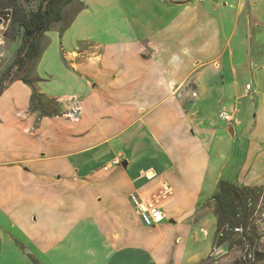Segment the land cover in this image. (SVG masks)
<instances>
[{"label": "crops", "instance_id": "1", "mask_svg": "<svg viewBox=\"0 0 264 264\" xmlns=\"http://www.w3.org/2000/svg\"><path fill=\"white\" fill-rule=\"evenodd\" d=\"M88 2L41 36L48 43L27 78L46 115L31 110L21 80L0 92V264L13 255L39 264L198 262L206 253L185 250L209 236L210 223L211 244L218 181L264 186V0H102L99 10ZM94 13L74 38L81 15ZM86 45L98 57L71 67ZM47 48L70 78L63 89L47 86ZM71 97L81 106L74 122L61 115ZM244 127V155L224 178ZM162 183L172 190L164 219L144 226L128 196Z\"/></svg>", "mask_w": 264, "mask_h": 264}, {"label": "trees", "instance_id": "2", "mask_svg": "<svg viewBox=\"0 0 264 264\" xmlns=\"http://www.w3.org/2000/svg\"><path fill=\"white\" fill-rule=\"evenodd\" d=\"M72 0H38L30 13L22 11L18 0H7L1 8L10 9V24L23 27L17 60L0 77V92L12 81L21 80L31 88L30 107L40 115H46L44 103L31 86L26 71L40 55V38L52 23L61 22L62 8ZM215 230L212 246L228 250L239 244L242 255L234 264H264V248L259 249L260 234L254 222L256 215L264 214V186H244L220 179L211 196ZM239 228V231H235ZM236 239V240H235ZM247 246L250 256L243 251ZM35 264H39L36 260Z\"/></svg>", "mask_w": 264, "mask_h": 264}, {"label": "rangeland", "instance_id": "3", "mask_svg": "<svg viewBox=\"0 0 264 264\" xmlns=\"http://www.w3.org/2000/svg\"><path fill=\"white\" fill-rule=\"evenodd\" d=\"M37 1L38 0H18V3L22 11L28 14L32 10L35 9ZM88 1H89L88 3L93 7L94 10H99L102 5V0H88ZM3 2H7V0H0V4ZM110 4L114 6V11L115 10L117 11V4L116 5H114L113 3H110ZM83 7H84L83 0H72L71 2H69L62 8V18H61L60 26L58 23H52L50 27H56L57 29H59V31L62 28H65L67 24L69 23V21L77 13V11ZM107 9L110 10V8L108 7ZM10 16H11V10L1 8V5H0V40L2 39L4 41L3 45H0V50L4 51L5 53V57L3 59L2 65L0 66V77L17 60L18 58L17 50L21 43V37L23 34L22 26H19L18 24H15V25L10 24V19H9ZM82 16L83 15H81L79 22L75 23L73 29L71 30V33L74 38L82 36V34L85 31H89L90 25L93 23V21H96L98 19L97 18L98 15L96 13H94V15L90 14V17H86V16L82 17ZM92 16H93V19H91ZM48 31L49 33H47L46 35L49 34V37H53V34L55 33L56 30L51 29ZM47 43H48V40L41 38L40 55L43 52L45 45ZM52 44L53 46H55V39L52 41ZM81 49H80L81 51L77 52V54H79V59H77L76 62L69 61V63L72 64L71 67L73 68L77 64V62H81V61L85 62V61L94 60L96 57H98L100 53V50L98 49V47L96 48L95 45H92V47L90 45H86ZM53 50H54L53 48H47V52L49 53V55H47L43 59V67H45V70L48 73H51L53 75L51 81H53V78H54V81L53 82L50 81L51 83L49 85L44 84V87L46 85L48 86V88L51 86H56V87L59 86L61 89H63L66 87L65 80L70 79V78L63 77L64 72L56 64L55 58L50 56V53L53 52ZM67 53L68 52L62 53L63 60H64V56L65 57L67 56ZM33 68H34V65L30 69H28L26 72V75L30 78H32ZM236 128L239 129V127H236ZM247 130L248 128L244 127L242 128V131L240 133H234V136H235L234 152L225 170L223 171L224 178L229 177L228 174L231 173L235 168H237V165H238L237 162L240 159L239 157L240 156L242 157L244 155V152L246 149V139L245 138H246ZM137 152L138 151L135 150L133 153H137ZM137 156L139 158L136 162V166L138 167L144 166V163H145L144 158H142L141 155L140 156L137 155ZM135 169L136 168H134L131 171V173ZM120 181L121 182H117V183L122 184V186L124 187L123 190H125L126 188L128 189L130 187V185L127 183L128 180L125 177H121ZM254 226L256 227L257 232L261 236L258 248L263 249L264 248V214L263 213H261L260 215L258 214L256 215ZM213 227H214V224L212 223L205 225V230H208L210 234L208 237H204V239L202 240L199 246L191 245L188 243V246L186 247V250H185L186 253H191L193 249H196V251L199 253H206L202 259L192 264H234L236 263L242 255V250L239 244L237 243V240L235 239L236 240L235 244H233L232 247L228 250H225L219 247H213L212 241L210 244L211 231ZM163 232L167 233L166 230H164ZM180 233L183 234L181 228H178L175 230V232H173V236L174 234H180ZM176 251L179 252L178 248ZM185 251H183V253H185ZM186 257L187 256L183 254V257H181L180 259L182 261H186ZM34 261L35 259L28 257V255L27 256L26 255H23V256L13 255L11 260L8 257L4 258L1 264H27V263L35 264Z\"/></svg>", "mask_w": 264, "mask_h": 264}, {"label": "built area", "instance_id": "4", "mask_svg": "<svg viewBox=\"0 0 264 264\" xmlns=\"http://www.w3.org/2000/svg\"><path fill=\"white\" fill-rule=\"evenodd\" d=\"M4 41L0 40V45H3ZM5 57L4 51L0 50V66L2 65L3 59ZM249 87L246 86L245 90ZM81 106L80 100L76 97L67 98L65 100L64 108L61 110V115L69 121H77L80 118ZM222 118L230 122L231 124H237V120L233 119L230 114L223 113ZM117 163V160L114 161ZM171 188L162 183L160 187L149 196L145 198L139 197L135 193L129 194V199L135 208L138 218L144 226H154L164 219V213L161 210L162 202L165 201L169 196H171ZM235 231H239V228H235ZM247 256H250L247 246L244 250Z\"/></svg>", "mask_w": 264, "mask_h": 264}, {"label": "clouds", "instance_id": "5", "mask_svg": "<svg viewBox=\"0 0 264 264\" xmlns=\"http://www.w3.org/2000/svg\"><path fill=\"white\" fill-rule=\"evenodd\" d=\"M176 59H178V57H175V56H174V57H173V60L175 61Z\"/></svg>", "mask_w": 264, "mask_h": 264}]
</instances>
